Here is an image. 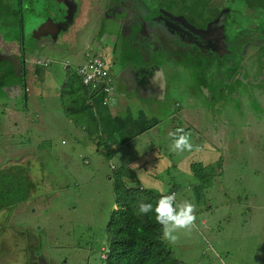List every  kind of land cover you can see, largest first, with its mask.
Masks as SVG:
<instances>
[{
    "label": "rangeland",
    "instance_id": "rangeland-1",
    "mask_svg": "<svg viewBox=\"0 0 264 264\" xmlns=\"http://www.w3.org/2000/svg\"><path fill=\"white\" fill-rule=\"evenodd\" d=\"M16 1L6 4L15 8ZM139 1L158 5L157 0ZM214 1L231 6L234 12L229 20L237 27L260 19L264 26V0L249 4L246 0ZM21 4L23 32L0 17V30L9 39L24 36L19 53L15 46L8 49L0 44V53L15 50L10 55L15 68L8 78L1 76L0 166L25 165L34 188L27 204L0 214V264H25L24 260L31 264L33 254L49 264H103L111 236L106 225L117 207L112 168L121 165L135 174L119 180L122 185H140L154 194L173 191L177 203L196 205L192 229L181 231L176 242L164 240L181 264H264V90L252 89L254 97L237 99L238 104L229 103L235 99L232 94L227 103L209 96L203 108L207 115L227 104L225 118L217 116V134L202 128V120L192 118L182 106L174 112V121L164 115L156 117L155 111L161 108L150 110L153 105H135L131 99L125 100L122 112L117 106L111 109L101 93L90 88L73 95L69 82L75 78L80 83L71 73L85 55H99L98 45L115 41L100 31L101 15L122 20L123 9L109 4L105 14L108 2L104 0L94 7L92 17L84 18L86 6L80 4V10L76 4L63 9L66 5L47 0H21ZM111 22L109 26V19L103 18L108 30H115L120 20ZM69 39L73 46L67 50ZM89 42L94 49L87 46ZM49 51L53 52L51 61L39 65L40 53ZM263 58L259 53L253 63L257 59L259 65L264 64ZM157 62L161 63L158 76L165 81L170 73L166 75V63L159 54ZM122 68L133 85L147 74L137 63ZM179 70L182 73L178 69L171 79L175 85L182 82ZM175 95L172 92L170 99L177 100ZM71 108L79 114L70 113ZM87 115L93 120L88 125ZM178 127L191 133V151L170 150L168 134Z\"/></svg>",
    "mask_w": 264,
    "mask_h": 264
},
{
    "label": "flooded vegetation",
    "instance_id": "flooded-vegetation-1",
    "mask_svg": "<svg viewBox=\"0 0 264 264\" xmlns=\"http://www.w3.org/2000/svg\"><path fill=\"white\" fill-rule=\"evenodd\" d=\"M102 1L104 0H86V2L79 0L76 6L79 10V4L84 8L86 6L84 18L88 15L92 17L94 7ZM105 1L108 2V6L103 12L105 14L109 12V4L121 7L123 9L121 15L119 12L117 14L122 16V20L120 17L109 18L101 15L104 19H109V26L113 19L120 20V23L119 25L116 23L117 28L115 30H108L109 26L104 25L102 18L100 31L107 36H114L115 41L111 44L106 42L105 45H98L102 48V52L97 51V54L109 56H107V60L112 74L119 68V64L125 66L137 63L140 69L147 71V74L141 75L142 79L138 82L139 86L137 85L135 88L128 72L124 71L123 82L116 73L113 75V93H120L123 96L119 98L122 105L125 100L130 102V99L135 105L142 102L151 103V105L157 104L155 108L159 110L164 108L165 112L169 113L165 114L161 110L157 112L158 116L164 115L166 118L172 119L174 112L182 106L192 118L197 116L202 120L199 124L202 128L207 127L211 132L217 134L216 122L221 115L225 118L227 111L224 110H228L225 109L227 104L223 106L224 108H217L216 112L218 113L207 115L203 108L205 107L204 103H209L204 102L209 96H217V98L222 99V102L227 103L228 95L232 94L235 99L229 100L231 101L229 103L238 104L240 100L237 101V99H252L257 88L263 93L264 64L259 65L257 59L253 63V57L257 54L262 53L264 56V26L261 25V19L258 20V23L239 28L235 21L229 20V16L234 11L225 1L222 6L217 4L218 7L212 12L205 7H201L200 11H182L178 5H167L164 0H157V7L148 3L142 5L139 0ZM47 2L55 3L54 0H47ZM59 6L61 7V4ZM67 7L68 5L64 6L63 9ZM63 9L60 11L61 13ZM45 10L47 12V6ZM82 13L81 10V15ZM1 32L0 44H6L8 49L12 48L11 45L15 46L17 53H19L20 46L22 47L24 43V36L9 39L12 37L2 32L4 35L2 39ZM71 44L66 45L64 49H72L73 43L71 42ZM91 44L87 43V46L92 47ZM107 44L109 50L106 49ZM111 46L115 51L112 50L111 52ZM14 52L15 50L6 49L4 53H0L1 67L10 65L12 70L15 68V65H11L14 63L13 60H10V55ZM158 54L159 57H163L166 63L163 67H166V75L170 73V77H164L165 81L158 76V69L161 64L157 62ZM143 55H146L147 58L142 59ZM250 66L253 69H249ZM178 69H181L184 74L180 70L177 72L179 76H182V79L180 77L182 82L180 85H175L171 79L176 75L175 71ZM146 75H150L149 81H146ZM8 76L9 74L5 78ZM13 81L16 82L14 79ZM122 83H124V87L121 86ZM172 87H177V89ZM173 90L180 96H184V102L178 99H170V92H174ZM147 94H150V101L146 99ZM201 100L202 102H200ZM177 106L178 108H176ZM206 110H209L208 104ZM217 116L219 117L217 118ZM38 259L39 264H49V260L46 262L42 257L39 258L36 255H33L31 264H37ZM26 264H29L28 260Z\"/></svg>",
    "mask_w": 264,
    "mask_h": 264
},
{
    "label": "trees",
    "instance_id": "trees-1",
    "mask_svg": "<svg viewBox=\"0 0 264 264\" xmlns=\"http://www.w3.org/2000/svg\"><path fill=\"white\" fill-rule=\"evenodd\" d=\"M164 1L167 5L170 2L180 4L182 11H200L201 7H205L212 12L218 7L214 0ZM246 1L249 4L250 0ZM6 2H9V0H4L0 3V5H4V10L3 8L0 10V17L7 18L9 25L12 27L18 26L20 32H23L24 15L22 14L23 9L21 10V1H16L17 6L15 8L12 7V4H6ZM22 35H18L17 38L22 37ZM52 53L50 52L51 55ZM107 56L103 55V58L107 59ZM50 61L48 59V63ZM11 68L10 65L0 66V87L4 86V81H1L2 74L6 76L9 71H12ZM71 75L77 77L80 83L77 84L75 78H73L74 80L70 79L69 92L71 91L73 95L77 96L82 88L85 90L89 89V86L81 81L76 71H73ZM116 106L121 109V105L117 104ZM72 112L78 113L80 111L76 108L74 110L71 108L70 113ZM82 115L84 114H80V116ZM86 117L88 120L85 122V124L87 123L86 125L89 122H93L89 115ZM126 168L125 165H121L117 170H115V167L112 168V173L114 174V203L117 207L112 210L110 219L106 225V231L110 232L111 236L107 243L106 256L103 259V264H181V261L170 252L166 242L162 238V228L156 223L154 213L145 215L138 214V206L140 203H152L155 206L161 193L154 194L151 190H145L136 184L130 185L127 183L122 185L119 180H128L127 178H132L135 175L134 170ZM192 171L194 174L196 173V169L192 168ZM119 186L122 187V191L119 190ZM33 188L34 184L27 175L25 165L13 164L7 168L0 166V214L6 210H10L11 212L16 207L27 204L29 201V193Z\"/></svg>",
    "mask_w": 264,
    "mask_h": 264
},
{
    "label": "clouds",
    "instance_id": "clouds-1",
    "mask_svg": "<svg viewBox=\"0 0 264 264\" xmlns=\"http://www.w3.org/2000/svg\"><path fill=\"white\" fill-rule=\"evenodd\" d=\"M100 56L103 57L102 55ZM44 61L46 64H48V59L37 60V62L41 64ZM108 71L112 74V72H110L109 65ZM112 93L113 89L109 94L110 97L112 96ZM110 100L111 98L107 100L108 103ZM168 135L171 138V151L182 153L184 151H191L193 149V145L191 143V133L186 131L184 128L178 127ZM149 213H154L156 223L161 226L162 238L171 243L176 242L179 239V234L181 233V231H190L194 226L196 220V205L190 201H182L177 203L175 193L164 194L162 192V194L156 201L155 206H153L152 203L139 204L138 214L145 215ZM39 249H37V252ZM24 263L26 264L27 260H24Z\"/></svg>",
    "mask_w": 264,
    "mask_h": 264
},
{
    "label": "built area",
    "instance_id": "built-area-1",
    "mask_svg": "<svg viewBox=\"0 0 264 264\" xmlns=\"http://www.w3.org/2000/svg\"><path fill=\"white\" fill-rule=\"evenodd\" d=\"M82 64L75 66L76 73L81 81L91 90L103 94L104 100H109L113 89L114 78L108 71V61L100 55H85Z\"/></svg>",
    "mask_w": 264,
    "mask_h": 264
},
{
    "label": "crops",
    "instance_id": "crops-1",
    "mask_svg": "<svg viewBox=\"0 0 264 264\" xmlns=\"http://www.w3.org/2000/svg\"><path fill=\"white\" fill-rule=\"evenodd\" d=\"M79 0H75V2H76V4H78L79 2H78ZM79 17V16H78ZM118 25H119V23H118ZM117 38V37H116ZM68 44H71V42H72V39H69V40H67L66 41ZM88 44H90V43H88ZM104 45L106 44V42L105 43H103ZM108 44H110V43H108ZM107 44V46L106 47H108L109 45ZM72 45V44H71ZM92 45V47H94V45L93 44H91ZM94 49V48H93ZM102 50V48H100L99 46H97L96 47V51H98V52H102L101 51ZM109 50V49H108ZM111 52H112V46H111ZM37 56V55H36ZM41 58H43V59H52V55L50 54V52L49 53H47V52H43V53H40V55H39ZM82 60H83V58H82ZM39 65H41V63H39ZM115 72H116V70H115ZM113 74L115 75V73L113 72ZM122 87H124L123 86V83H122V85H121ZM118 90V89H117ZM120 90V89H119ZM172 92H170V94H171ZM174 93V92H173ZM175 93H176V91H175ZM178 95H175L176 97H177V99L179 100V101H182L183 102V99H184V96L182 97V96H180V94L179 93H177ZM148 96H146V99L148 100V101H150V94H147ZM120 97H123L120 93L119 94H117L116 92L115 93H112V96L110 97L111 98V100L109 101V104H110V108L112 109L113 107H115L117 104L118 105H122L121 104V102H119V98ZM154 98V97H153ZM154 99H156V98H154ZM132 103H134V102H132ZM144 103V102H143ZM140 104V103H139ZM138 104V105H139ZM146 106H149V105H151V103L150 104H146V103H144ZM153 104V103H152ZM157 105V104H156ZM156 105H154L153 104V106H151L149 109L150 110H152ZM121 108H122V106H121ZM123 109V108H122ZM122 109H119L120 111L122 110ZM149 110V111H150ZM162 111L163 112H165V109L164 108H162ZM122 112V111H121ZM120 112V113H121ZM155 114H156V117L158 116V114H157V111H155ZM154 113H152L151 115L152 116H154L155 115ZM165 114H169L168 112H165ZM179 116H181V114H179ZM166 117V116H165ZM168 119H170V118H168ZM153 121H155V123L157 124V122L158 121H156V119H154ZM151 128V127H150Z\"/></svg>",
    "mask_w": 264,
    "mask_h": 264
},
{
    "label": "water",
    "instance_id": "water-1",
    "mask_svg": "<svg viewBox=\"0 0 264 264\" xmlns=\"http://www.w3.org/2000/svg\"><path fill=\"white\" fill-rule=\"evenodd\" d=\"M55 1V3H57V5H68V4H70V3H74V4H76V2H75V0H54ZM77 5V4H76ZM131 59V58H130ZM125 63V62H124ZM126 63H127V61H126ZM122 64H123V62H122ZM11 65H15L14 63L12 64L11 63ZM118 65V64H117ZM119 66V68H117L116 69V75L118 76V78H120L121 79V81L123 82L124 80H123V77H122V75H123V73H124V70H123V68H122V65H118ZM141 81V79L140 80H137L136 81V83L137 84H134V88H135V86H137L138 85V82H140ZM124 84V83H123ZM139 86V85H138ZM134 91H135V89H134ZM136 92V91H135Z\"/></svg>",
    "mask_w": 264,
    "mask_h": 264
},
{
    "label": "bare ground",
    "instance_id": "bare-ground-1",
    "mask_svg": "<svg viewBox=\"0 0 264 264\" xmlns=\"http://www.w3.org/2000/svg\"><path fill=\"white\" fill-rule=\"evenodd\" d=\"M43 65V64H42ZM46 65V64H45ZM63 136V135H62Z\"/></svg>",
    "mask_w": 264,
    "mask_h": 264
}]
</instances>
